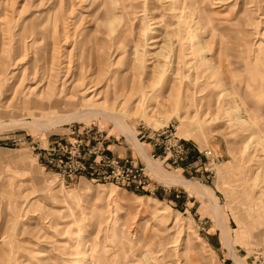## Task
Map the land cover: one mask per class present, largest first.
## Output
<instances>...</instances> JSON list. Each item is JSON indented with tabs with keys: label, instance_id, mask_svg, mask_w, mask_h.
I'll return each instance as SVG.
<instances>
[{
	"label": "rangeland",
	"instance_id": "rangeland-1",
	"mask_svg": "<svg viewBox=\"0 0 264 264\" xmlns=\"http://www.w3.org/2000/svg\"><path fill=\"white\" fill-rule=\"evenodd\" d=\"M0 264H264V0H0Z\"/></svg>",
	"mask_w": 264,
	"mask_h": 264
},
{
	"label": "built area",
	"instance_id": "built-area-1",
	"mask_svg": "<svg viewBox=\"0 0 264 264\" xmlns=\"http://www.w3.org/2000/svg\"><path fill=\"white\" fill-rule=\"evenodd\" d=\"M76 146L77 142L69 150L70 154H67L66 159L63 160L62 166H64L65 173H79L96 181L127 186L131 190L144 186L145 176L142 166L135 163L129 156H116L105 152L95 138L83 150L77 151ZM179 149L177 143L173 144L172 150L176 152ZM147 155L150 156L152 153L148 151ZM175 158L177 157L173 153L168 157L170 161Z\"/></svg>",
	"mask_w": 264,
	"mask_h": 264
},
{
	"label": "bare ground",
	"instance_id": "bare-ground-1",
	"mask_svg": "<svg viewBox=\"0 0 264 264\" xmlns=\"http://www.w3.org/2000/svg\"><path fill=\"white\" fill-rule=\"evenodd\" d=\"M92 110H95V109H93V108H91ZM102 115H104V116H107V115H109L110 117L112 116L113 117V114L111 113V112H102V111H99ZM116 120H118V118L116 119ZM113 121V120H112ZM114 122V121H113ZM118 123V122H117ZM126 138H130V136L128 135ZM131 139V138H130ZM135 145V144H134ZM135 148H136V150H137V152L139 153V154H142L143 152H141L142 150L139 148V146H135ZM143 155V154H142ZM145 169H146V166H145ZM147 170V169H146ZM151 171V170H150ZM154 171V170H153ZM155 172V171H154ZM151 174V173H150ZM156 174V176L158 177L157 178V180L160 182V181H162L163 183L164 182H168V183H172V181L173 180H175V181H178V182H181V183H186V181H184L183 179H181V178H179V177H175V176H172V175H163V174H158V173H155ZM171 181V182H170ZM177 183V182H176ZM189 184V183H188ZM220 227V226H219ZM221 231V230H220ZM223 235V234H222ZM224 237V236H223Z\"/></svg>",
	"mask_w": 264,
	"mask_h": 264
},
{
	"label": "crops",
	"instance_id": "crops-1",
	"mask_svg": "<svg viewBox=\"0 0 264 264\" xmlns=\"http://www.w3.org/2000/svg\"><path fill=\"white\" fill-rule=\"evenodd\" d=\"M108 149V148H107ZM110 152H112L111 150H110ZM112 153H115L116 155H118V154H121V153H123L122 152V148H117L116 150H113V152ZM125 156H129L130 158H132V160L134 161V162H136V163H138V164H141V166H142V168H143V166H144V162H143V158L141 157H138L137 155H135V157L133 156V154H132V151L130 152V151H128V152H126L125 153Z\"/></svg>",
	"mask_w": 264,
	"mask_h": 264
}]
</instances>
